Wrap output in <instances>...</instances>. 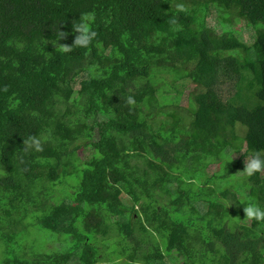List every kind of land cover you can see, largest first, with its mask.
Segmentation results:
<instances>
[{
  "label": "trees",
  "instance_id": "16d2710c",
  "mask_svg": "<svg viewBox=\"0 0 264 264\" xmlns=\"http://www.w3.org/2000/svg\"><path fill=\"white\" fill-rule=\"evenodd\" d=\"M254 152L264 0H0V264H264Z\"/></svg>",
  "mask_w": 264,
  "mask_h": 264
},
{
  "label": "rangeland",
  "instance_id": "374dc122",
  "mask_svg": "<svg viewBox=\"0 0 264 264\" xmlns=\"http://www.w3.org/2000/svg\"><path fill=\"white\" fill-rule=\"evenodd\" d=\"M215 14L213 12L210 13V15L208 16V21L209 23L212 25H215L216 23V20L214 18ZM234 28L236 29L237 33L242 37V39L247 43V44H251L252 41H253V29L251 27H247L245 25V23L243 21H239V22H236V24L234 25ZM217 30H219L220 28L219 27H216ZM236 33V35H238ZM86 75L85 74H81L80 76H78L76 78V83H75V87L78 88L79 87V81L84 78ZM179 85H178V88H181L183 90V96L180 97L179 101H178V105H184L186 103V94L188 92V89L189 88V85H183L184 87L181 86V81H179ZM86 153V152H85ZM85 153H81L79 152V157H84V154ZM247 158H245L246 160ZM245 160H243V163H245ZM219 166L217 164H211L208 166V168L206 169V172L208 174H214L217 172ZM72 181V178L69 177L67 179V182L68 184H70ZM63 188V187H62ZM60 188V189H62ZM67 187H65L64 189L62 190H66ZM27 230V229H25ZM33 233V231H32ZM38 240V244L39 246L43 249V247L45 246V244L49 245V246H54V251H64L68 248V245H70L69 242L67 241H64L63 238L60 237V235L58 234H44V233H39L37 238ZM113 239H116V235L113 236ZM156 240L159 244H161V240L158 236H156ZM115 248H117L116 246H114ZM177 261V259L175 258V254L172 253L170 254V256H167L165 258V262L167 264H172V263H175ZM164 262V263H165ZM179 262H181V259H179Z\"/></svg>",
  "mask_w": 264,
  "mask_h": 264
},
{
  "label": "clouds",
  "instance_id": "9594fccd",
  "mask_svg": "<svg viewBox=\"0 0 264 264\" xmlns=\"http://www.w3.org/2000/svg\"><path fill=\"white\" fill-rule=\"evenodd\" d=\"M93 17L89 15L87 19L90 21ZM75 32L78 35L75 36L73 45L77 47H88L96 33L90 30L88 23H80L76 26ZM63 37V35H61ZM61 50L67 52L71 51V47L61 45ZM128 103H133V100L129 98ZM264 171V158L261 157L259 152H254L245 160L244 168L241 173L247 177H251L257 173ZM231 203L226 205L229 207ZM244 217L248 220H255L257 222L264 221V207L258 204L249 202L246 206H243Z\"/></svg>",
  "mask_w": 264,
  "mask_h": 264
}]
</instances>
